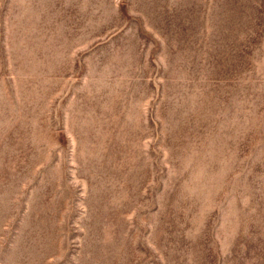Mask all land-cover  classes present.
I'll return each instance as SVG.
<instances>
[{"label": "rangeland", "instance_id": "1", "mask_svg": "<svg viewBox=\"0 0 264 264\" xmlns=\"http://www.w3.org/2000/svg\"><path fill=\"white\" fill-rule=\"evenodd\" d=\"M0 264H264V0H0Z\"/></svg>", "mask_w": 264, "mask_h": 264}]
</instances>
